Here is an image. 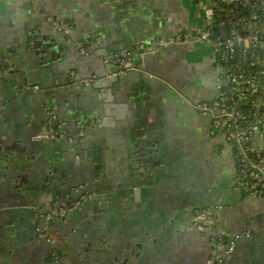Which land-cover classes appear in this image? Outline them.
Here are the masks:
<instances>
[{
	"label": "crops",
	"instance_id": "1",
	"mask_svg": "<svg viewBox=\"0 0 264 264\" xmlns=\"http://www.w3.org/2000/svg\"><path fill=\"white\" fill-rule=\"evenodd\" d=\"M220 1L249 0H0V264L49 261L36 211L46 191L80 181L105 199L64 220L67 264H213L192 225L197 204L223 206L228 237L248 231L229 264H264V198L239 182L236 157L194 105L227 81L204 37ZM49 16L69 23L65 35ZM226 25L223 38L239 32ZM127 53L126 75L108 77ZM51 115L75 142L36 138ZM255 146L264 153V138Z\"/></svg>",
	"mask_w": 264,
	"mask_h": 264
},
{
	"label": "built area",
	"instance_id": "2",
	"mask_svg": "<svg viewBox=\"0 0 264 264\" xmlns=\"http://www.w3.org/2000/svg\"><path fill=\"white\" fill-rule=\"evenodd\" d=\"M260 1L264 2V0ZM217 10L216 8L212 11L211 18L207 21V29L204 30V37L212 41L215 18L222 16L219 18L221 19L218 22L219 25L241 22L233 9H228L225 13ZM257 18L258 16H253L254 20ZM47 19L60 32H66L69 29V23L63 19L53 16ZM244 24L245 29L249 31L247 35L234 32L226 41H222L220 37L215 38L213 43L220 61L218 63H223L225 59H232L236 55L247 61L251 57L250 50L257 47L264 49L263 27L259 29L256 21L249 23L245 21ZM236 45L241 47L240 54ZM254 56L255 60H250V64L262 67L258 75L243 68L241 60L224 65L227 81L222 92L209 100H196L194 105L206 119L207 134L213 138H223L233 152L238 161L239 178L250 195L264 198V169L262 168L264 153L255 146L256 139L264 138V59ZM131 65L132 59L128 56L120 61L114 71L107 73V76L110 78L124 76ZM95 80L96 75H93L85 78L83 83L89 85ZM246 101L248 107L244 105ZM44 130L48 136H54L62 132L63 124L52 116L48 119ZM219 208L210 205L196 207L193 225L201 233L211 231L212 245L215 250L213 264H229L234 247L233 242L227 243L224 234L215 227ZM47 217L51 218L52 214L48 213Z\"/></svg>",
	"mask_w": 264,
	"mask_h": 264
},
{
	"label": "flooded vegetation",
	"instance_id": "3",
	"mask_svg": "<svg viewBox=\"0 0 264 264\" xmlns=\"http://www.w3.org/2000/svg\"><path fill=\"white\" fill-rule=\"evenodd\" d=\"M0 71L8 72L6 66V58L1 53H0ZM122 77L123 76H118L115 78L119 79ZM52 116H55L57 121L63 124L62 132L54 136H48L44 130V132L41 133L39 137L36 138H39V140H43L45 142L59 141V140L61 141L65 139L70 143L75 142V138L73 136L67 135L64 120L59 118L57 115H51L50 117ZM48 119L46 120L43 129H45ZM76 157H79V154H75V158ZM43 196H44L43 198L44 205L41 208H38V210L36 211V213H38L37 214L38 223L36 225L37 240L48 242L50 244L51 248L49 254V261L46 264H67L65 262L64 251H63L65 249V246L63 244H60L61 243L59 239L60 237L58 236L59 234L66 232L63 225L64 220L68 216H71L77 211L83 209V207L87 202H90L92 200L95 201L104 200L105 196L98 190L96 191L92 190L87 181H80L79 183H77L75 186L71 188L70 192L67 195L58 196L54 192L46 191L43 194ZM48 213L52 214L51 218L47 217ZM51 221L55 222L54 226L48 225L51 223ZM82 258L84 259L80 260ZM1 260L2 259L0 258V261ZM87 263H88L87 255L81 256L79 259H77L76 262V264H87Z\"/></svg>",
	"mask_w": 264,
	"mask_h": 264
},
{
	"label": "trees",
	"instance_id": "4",
	"mask_svg": "<svg viewBox=\"0 0 264 264\" xmlns=\"http://www.w3.org/2000/svg\"><path fill=\"white\" fill-rule=\"evenodd\" d=\"M225 4L220 1L219 2V6L217 7V11H223L225 8L224 6ZM263 8H264V2L260 1V0H249L248 3H247V7L245 8L246 10H234L236 11V16L238 19H241V22L240 23H237V28H238V31L243 34V35H247L249 33V31L247 29H245V24L244 22L247 21L248 23L251 22V21H256L258 22V25H259V29H261L262 27H264V11H263ZM228 10V8L226 9ZM262 13H261V12ZM224 13V12H223ZM258 16L257 19H253V16ZM222 18V16H220ZM220 17L218 18H215L216 22L213 23L214 24V27H213V42H215V38L217 37H220L222 39V41H226L225 38L222 37V34L220 32V28H219V19ZM228 23V22H227ZM258 29V30H259ZM237 51L239 52V54L241 53V47L240 46H235ZM258 56L260 57L261 59H264V49H262L261 47H257V48H253L252 50H250V60L253 61L255 60V56ZM219 56V55H218ZM241 60L242 63H243V68H245L247 71L249 72H252L256 75L259 74V71L262 70V67L259 66V65H254L252 66L250 64V60L248 59L247 61L244 59V58H241L240 56L236 55L234 58L232 59H225L223 61V64L224 65H229L231 62H234V61H239ZM264 69V68H263ZM255 97V96H254ZM244 105L246 107H248L249 105L247 104V101L244 103ZM243 106V107H245Z\"/></svg>",
	"mask_w": 264,
	"mask_h": 264
},
{
	"label": "water",
	"instance_id": "5",
	"mask_svg": "<svg viewBox=\"0 0 264 264\" xmlns=\"http://www.w3.org/2000/svg\"><path fill=\"white\" fill-rule=\"evenodd\" d=\"M237 7H238V5H237ZM227 10L226 9H224L222 12H226ZM261 12V11H260ZM262 13V12H261ZM55 18H57V17H55ZM45 20H47L46 22H49L48 21V19H45ZM49 24H50V26L54 29V27L51 25V23L49 22ZM234 26V28H236V24H234L233 25ZM69 27H70V25H69ZM255 27L257 28V24L255 25ZM219 28H220V32H221V34H223L224 36H225V38L227 37V35H228V29H227V25L226 24H220L219 25ZM70 29V28H69ZM68 29V30H69ZM54 30H56V29H54ZM67 30V31H68ZM58 33H61V34H66L67 33V31L66 32H60V31H58V30H56ZM263 31H264V27H263ZM96 42H98L97 40H96ZM128 56H130L131 57V59H133V56L131 55V53H127L126 55H121V58L119 59V63H118V65L120 64V61L122 60V59H125V58H127ZM133 62H134V60H132V64H133ZM126 75V74H125ZM238 177H239V175H238ZM239 182L240 183H242V181H241V179L239 178ZM243 184V183H242ZM95 199H96V196H95ZM210 206H213V207H215V206H217V207H220L219 208V210H218V213H220V211L223 209V206L222 205H219V204H209ZM198 206H206V205H204V204H197L196 206H195V208L196 207H198ZM194 211H195V209H194ZM193 217H194V215H193ZM193 221H194V219H193ZM219 215L217 216V220H216V224H215V227L217 228V230L218 231H220V232H222V234H224V239H225V241L227 242V243H230V242H233V247H234V249H235V245H236V242L238 241V239L241 237V236H243V235H248V231L247 230H245L244 231V233H241V234H235L234 236H232V237H228V235H227V233L225 232V230L222 228V227H220L219 226ZM49 226H54L55 225V222H53V221H51V223L50 224H48ZM192 225H193V222H192ZM46 226V225H45ZM193 227H194V225H193ZM195 228V227H194ZM198 231V230H197ZM199 232V231H198ZM199 233H201V232H199ZM202 234H207L208 235V237H209V239H210V241H211V243H212V240H211V237H212V235H210L211 234V231H206V232H203ZM234 252V251H233Z\"/></svg>",
	"mask_w": 264,
	"mask_h": 264
}]
</instances>
